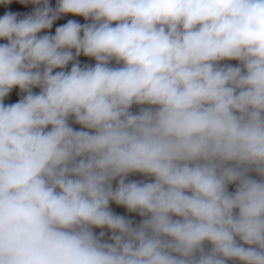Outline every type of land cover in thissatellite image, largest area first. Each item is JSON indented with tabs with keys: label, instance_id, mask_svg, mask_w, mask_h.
I'll return each mask as SVG.
<instances>
[{
	"label": "clouds",
	"instance_id": "clouds-1",
	"mask_svg": "<svg viewBox=\"0 0 264 264\" xmlns=\"http://www.w3.org/2000/svg\"><path fill=\"white\" fill-rule=\"evenodd\" d=\"M30 2L0 18V264H264V0Z\"/></svg>",
	"mask_w": 264,
	"mask_h": 264
},
{
	"label": "rangeland",
	"instance_id": "rangeland-1",
	"mask_svg": "<svg viewBox=\"0 0 264 264\" xmlns=\"http://www.w3.org/2000/svg\"><path fill=\"white\" fill-rule=\"evenodd\" d=\"M43 5H36L30 2L27 3H20V0H11L10 3H0V18H2L4 16L5 13L11 12V13H16L18 14L17 18L18 19H23L24 17L31 15L35 9L37 7H42ZM49 6L52 9H55L57 7V0H49ZM69 20H74L78 23H80L81 25H84L86 23H91V19L89 18L88 20H85L84 17L82 16H78V15H73V14H62L57 20H55L53 22V25L50 29H44L42 30L40 33H38V36H43V35H55V30L57 27H60L64 24H66ZM113 26H115V22L113 23ZM82 35V33H81ZM7 43L6 40H0V44H5ZM73 54H75V50L73 49ZM81 67H84L85 65L87 66H95L96 61L94 58L92 57H87L84 56L83 54H81L79 57L76 58ZM221 65H225V64H229L232 66H239V62L235 61V60H231V61H221L220 62ZM110 67H122V63L121 64H117L115 60L110 61ZM72 67V63L70 62L66 68L64 69H54V73L57 71H70ZM34 94H39V92L41 91L40 88L35 87L32 89ZM26 95V93L22 92L18 87H14L9 94L4 98L3 103L7 106L10 104H14L16 102H18L19 100H21L24 96ZM141 107H149L148 105H133L130 108V111L134 114H137L140 111ZM69 125L74 129V130H83V131H92L89 129H85L83 128L81 125L75 123L74 117H70L69 118ZM50 127L47 130H50ZM249 175L253 178V179H261L259 177V175L255 172H251L249 173ZM118 180L119 178H117L116 180H114L112 182V186L113 188H115L118 184ZM128 181H138V182H153L154 181V177L148 176L146 174H141V173H132L129 174L126 178V182ZM237 187V184H230L228 186V191L234 190ZM109 208L111 211H113L115 214L124 216L127 219H130L133 221V225H138L139 223H141V221L143 219H145V217H141L139 216L137 213L134 212H128V210L123 207V206H118L115 204V202H111L109 203ZM93 232L99 236V233L101 231L105 232V236L102 238L104 241L107 242H111L110 237L112 235L111 231L108 230L107 228H93L92 229Z\"/></svg>",
	"mask_w": 264,
	"mask_h": 264
},
{
	"label": "crops",
	"instance_id": "crops-1",
	"mask_svg": "<svg viewBox=\"0 0 264 264\" xmlns=\"http://www.w3.org/2000/svg\"><path fill=\"white\" fill-rule=\"evenodd\" d=\"M235 189H236V188H235ZM235 189H234V190H231V191H229V192H234ZM246 247H247V246H246ZM205 248L210 250L211 245L206 243V244H205ZM226 264H241V262H240V261H236V260H229V261L226 262Z\"/></svg>",
	"mask_w": 264,
	"mask_h": 264
}]
</instances>
